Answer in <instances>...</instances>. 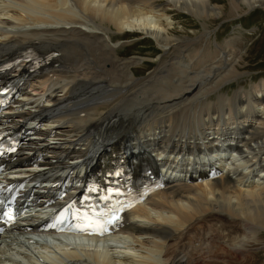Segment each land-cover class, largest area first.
I'll return each instance as SVG.
<instances>
[{"label": "bare ground", "instance_id": "bare-ground-1", "mask_svg": "<svg viewBox=\"0 0 264 264\" xmlns=\"http://www.w3.org/2000/svg\"><path fill=\"white\" fill-rule=\"evenodd\" d=\"M153 1L0 0V83L18 75L23 82L20 97L0 116L1 128H24L7 165L35 178L53 173L54 189L65 191L66 172L80 188L121 150L137 159L167 152L185 167L168 172L167 186L125 213L117 234L100 244L71 249L55 240L65 255L55 264H246L264 231V81L232 96L219 93L237 76L236 59L212 61L208 54L210 62L200 61V51L186 53L192 41L173 35L164 16L172 9L202 20L219 17L220 8L210 0H165L159 9ZM232 1L250 11L264 8V0ZM108 25L177 53L137 78L133 67L145 58L118 56ZM196 108L203 115L193 119ZM191 156L193 164L186 162ZM34 193L51 201L50 194ZM36 227L17 225L16 234L0 236L3 264H42L36 255L53 254L30 242Z\"/></svg>", "mask_w": 264, "mask_h": 264}, {"label": "rangeland", "instance_id": "rangeland-1", "mask_svg": "<svg viewBox=\"0 0 264 264\" xmlns=\"http://www.w3.org/2000/svg\"><path fill=\"white\" fill-rule=\"evenodd\" d=\"M210 1L220 8L219 17L200 20L193 15L172 9H167L164 17H167L166 21L172 23L173 35L186 36L192 41L186 53L200 51L198 54L200 61L205 58L207 60L208 54L212 55V61H218L221 56L227 55H233L236 59L234 66L238 74L235 77L231 75L232 77L224 81L218 89L219 93L232 96L239 89L248 91L264 81V8L258 7L250 11L243 4L235 6L232 0ZM153 3L159 9L167 7L165 0H154ZM108 27L111 28L109 30L112 36L111 43H115L114 49L118 56L145 58L143 63L133 67L137 78L147 76L177 53L174 47L166 52L161 51L154 39L149 36L138 32L119 33L113 26L108 25ZM208 61L210 62L209 59ZM202 63L200 62L198 66L201 67ZM216 94L217 92L211 93L210 100L215 101ZM189 113L190 111L185 115ZM200 114L203 115L202 108H196L191 113L193 119L199 118ZM226 227V231L232 230L230 224H226ZM260 233L257 242L251 245L247 252L246 264H264V231ZM127 253L132 252L127 251Z\"/></svg>", "mask_w": 264, "mask_h": 264}]
</instances>
